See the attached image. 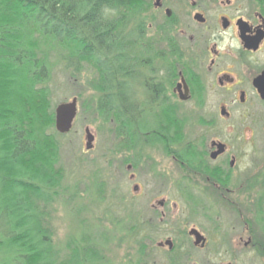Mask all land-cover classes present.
Returning <instances> with one entry per match:
<instances>
[{
    "label": "rangeland",
    "instance_id": "374dc122",
    "mask_svg": "<svg viewBox=\"0 0 264 264\" xmlns=\"http://www.w3.org/2000/svg\"><path fill=\"white\" fill-rule=\"evenodd\" d=\"M167 1L169 8L174 10L172 21L177 24V27L171 26L170 32L160 30L164 14L152 18V7L141 8L129 22L131 26L144 25L148 42L167 40L164 49L168 46L169 51L181 54L180 63L183 52L196 50V25L187 8L189 0L181 4H177V0ZM250 4L252 1H245L249 10H255L254 4L247 6ZM202 32L205 37L209 36ZM35 35L39 37L37 32ZM191 36L195 43L189 44L188 37ZM230 44L225 36L221 47L232 46ZM174 59L166 55L165 61L175 63ZM207 64L203 62L201 68H206ZM151 69L154 74L159 70L156 65L143 68L129 83L132 99L142 105L145 102L142 87L151 77ZM59 70L57 65L50 75L47 106L55 110L57 105L76 98L78 112L71 131L56 137L57 165L63 169L64 178L60 187L53 190L56 193H49L51 203L46 208V219L52 242L58 248L64 249L67 242H80L85 238L98 252L100 264L264 263L255 256L253 249L244 248L243 243L247 240L243 225L245 215L235 213L236 209L231 205L234 201L238 202L235 207L242 205L243 189L239 181L243 169L264 156L259 151L264 150V103L226 101L224 91L207 87L197 108L196 100L180 104L171 98L178 80L164 82V108L171 107L175 111L164 110L170 122L178 128L183 127V142H195L196 145L197 140L200 145L204 137L207 147L211 139H221L238 155L231 182L224 187H214L198 176L195 180L192 172L191 179H184L186 168L172 158L175 149H167L163 144L165 153H162L156 146L146 143L143 127L140 131L135 127L134 134L126 138L125 143L121 137L116 138L111 121L90 111V103L96 101L99 94L90 87L89 75H82L74 82ZM179 71H184V67L173 68L175 74ZM39 88L35 86V90ZM221 107L230 114L227 119L220 116ZM42 108L46 109L45 105ZM15 112L23 115L24 108ZM197 117H201V122L198 123ZM86 128L94 136L89 151L85 149ZM52 129L56 132L55 127ZM52 129L46 130L45 134H51ZM41 130V122L37 119L33 133L39 140ZM128 167L132 169L128 170ZM160 202H163L162 207ZM134 223L142 228L138 231L136 227L132 233ZM193 228L206 238L204 249L194 247L193 240L189 239L188 232ZM165 241H171L173 251H168L166 246L157 247ZM139 245L145 248L144 252L139 250Z\"/></svg>",
    "mask_w": 264,
    "mask_h": 264
},
{
    "label": "trees",
    "instance_id": "16d2710c",
    "mask_svg": "<svg viewBox=\"0 0 264 264\" xmlns=\"http://www.w3.org/2000/svg\"><path fill=\"white\" fill-rule=\"evenodd\" d=\"M150 7L149 0H0V264H100L85 238L58 248L46 219L49 193L64 178L56 153L61 135L52 129L54 109L47 106L57 65L74 82L89 75L99 94L90 111L111 121L116 138L125 143L143 127L152 146L176 143L168 141L173 132L165 110L148 117L145 102L128 90L149 63L151 45L144 25L131 26L129 18ZM21 107L23 115L15 112ZM37 119L41 140L33 133ZM183 160L194 166L193 148L184 146ZM131 227L132 233L142 228Z\"/></svg>",
    "mask_w": 264,
    "mask_h": 264
},
{
    "label": "flooded vegetation",
    "instance_id": "af4514ba",
    "mask_svg": "<svg viewBox=\"0 0 264 264\" xmlns=\"http://www.w3.org/2000/svg\"><path fill=\"white\" fill-rule=\"evenodd\" d=\"M177 1V4H181L184 0ZM245 1L247 3L252 1L256 9L249 10ZM150 4L154 11L152 18H156V14H164V20L160 23L162 32H170L171 26L177 27L176 22L173 23L172 21L174 10L169 8L167 0H159V5H155L156 0H151ZM252 4L247 6H252ZM210 7H215L216 10ZM187 8H189L196 25L195 51L191 49L188 53L183 52L179 63L181 54L169 51L168 46H165L166 49H164L163 44L167 45V40L165 42L149 41L151 44L149 47L150 55L147 57L149 63L144 68L150 69L152 65H156L159 70L154 74L152 72L154 69H151V77L142 87L148 117L155 111L157 113L166 109L164 108L166 104L164 82L169 83L171 79L173 81L178 80V83L173 85L174 88L171 87L173 89L170 96L177 99L180 104L196 100V107L198 108L207 87L224 91L223 96L226 101L238 102L239 104L245 102L264 103L259 92L260 87L264 85V0H189ZM168 12L169 16H167ZM202 30L209 36L205 37ZM181 33L183 32L181 31ZM225 36L232 46L222 48ZM147 38L146 34V41H148ZM188 42L189 44L195 43L194 37H188ZM166 55L175 58V63L166 62ZM203 62L208 63L206 68H201ZM163 65L166 66V69ZM181 67H184V71H179L176 74L173 72V68L179 69ZM137 75L139 74L137 73ZM154 99L158 102L153 103ZM166 110L175 111L171 107ZM222 110L225 112L224 115L221 114ZM219 114L225 119L230 116L224 107L220 108ZM198 118L199 123L201 117ZM203 123L205 122L203 121ZM206 123L212 124L211 122ZM171 124L170 130L173 134L168 137V141L176 142L171 146L172 149H175L172 158L182 168H186L187 172L184 179H191L190 172H192L195 180L198 176L202 181L210 182L214 187L218 185L224 187L231 182L239 158L235 152H232L225 140L210 138L207 147L204 146V137L200 145L197 144V140L196 145L195 142L185 143L182 141L184 140L181 131L183 127L178 128L174 123L171 122ZM248 133L251 136L252 133ZM184 143L194 149L195 160L192 168L183 160ZM156 147L165 153V149L160 146ZM259 151L264 155L263 149H259ZM212 155L215 157L212 158ZM131 169L128 167V170ZM131 179H134V175H131ZM239 183L243 189L241 193L242 205L235 207L238 203L236 201L231 205L234 206V210L236 209L235 213L243 212L245 215L243 225L247 232V240L243 246L246 249H253L255 256L264 262V156L255 164L252 163L243 169ZM136 189L137 186L134 187V190ZM160 204L162 207L163 202ZM192 230H197L193 228L188 232V237L193 240L194 246L195 238L190 236ZM201 236L204 246L194 247L204 249L207 240L203 235ZM162 247L164 246L158 248ZM166 247L168 251L174 250L173 244L171 247Z\"/></svg>",
    "mask_w": 264,
    "mask_h": 264
},
{
    "label": "water",
    "instance_id": "95a60500",
    "mask_svg": "<svg viewBox=\"0 0 264 264\" xmlns=\"http://www.w3.org/2000/svg\"><path fill=\"white\" fill-rule=\"evenodd\" d=\"M159 0H156L155 5H159ZM169 12L167 16H169ZM196 20V17H195ZM202 22V20H200ZM259 89V88H258ZM260 96L262 99H264V85L260 87L259 89ZM78 112L77 108V99L73 98L70 102L67 103H61L56 106L54 110V127L57 133L64 135L70 132L72 129L74 120L76 118ZM221 114L224 115L225 112L222 110ZM85 138H86V150H91L94 142V136L90 133L89 129H85ZM221 151V150H220ZM220 153V152H219ZM218 153V154H219ZM217 154V155H218ZM215 155H212V158H214ZM190 236L195 238L194 246L200 245L201 247L204 246L203 237L195 230H192L190 232ZM168 246L171 247V242H164L163 244H158V246Z\"/></svg>",
    "mask_w": 264,
    "mask_h": 264
},
{
    "label": "clouds",
    "instance_id": "9594fccd",
    "mask_svg": "<svg viewBox=\"0 0 264 264\" xmlns=\"http://www.w3.org/2000/svg\"><path fill=\"white\" fill-rule=\"evenodd\" d=\"M247 150H249V151H250V148H249V149H247Z\"/></svg>",
    "mask_w": 264,
    "mask_h": 264
}]
</instances>
